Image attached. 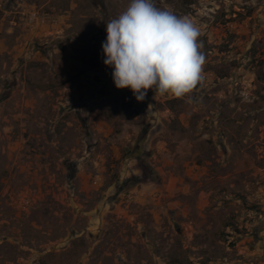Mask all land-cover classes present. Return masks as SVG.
<instances>
[{
    "label": "rangeland",
    "instance_id": "rangeland-1",
    "mask_svg": "<svg viewBox=\"0 0 264 264\" xmlns=\"http://www.w3.org/2000/svg\"><path fill=\"white\" fill-rule=\"evenodd\" d=\"M130 0H4L0 264H264V0H155L200 29L183 98L117 89Z\"/></svg>",
    "mask_w": 264,
    "mask_h": 264
},
{
    "label": "clouds",
    "instance_id": "clouds-1",
    "mask_svg": "<svg viewBox=\"0 0 264 264\" xmlns=\"http://www.w3.org/2000/svg\"><path fill=\"white\" fill-rule=\"evenodd\" d=\"M106 26L104 64L114 69L116 88H130L137 101L149 89L183 98L203 81L200 29L187 16L159 8L155 0H130Z\"/></svg>",
    "mask_w": 264,
    "mask_h": 264
},
{
    "label": "built area",
    "instance_id": "built-area-1",
    "mask_svg": "<svg viewBox=\"0 0 264 264\" xmlns=\"http://www.w3.org/2000/svg\"><path fill=\"white\" fill-rule=\"evenodd\" d=\"M4 0H0V16L13 14L10 23L17 24V19L30 32L38 29L39 25L44 22V17L36 9H18L15 12H8L4 7Z\"/></svg>",
    "mask_w": 264,
    "mask_h": 264
}]
</instances>
